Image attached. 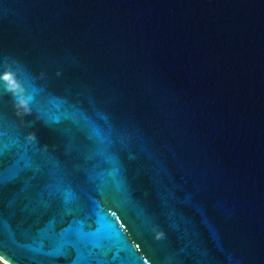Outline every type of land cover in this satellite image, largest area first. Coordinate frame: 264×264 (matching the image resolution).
<instances>
[{"label": "water", "instance_id": "95a60500", "mask_svg": "<svg viewBox=\"0 0 264 264\" xmlns=\"http://www.w3.org/2000/svg\"><path fill=\"white\" fill-rule=\"evenodd\" d=\"M0 55L29 73L37 101L137 130L182 189L175 227L147 176L127 201L95 196L124 224L97 249L110 264H264V0H0ZM24 123L57 148L64 123ZM53 218L6 217L0 262L65 264L23 234Z\"/></svg>", "mask_w": 264, "mask_h": 264}, {"label": "snow or ice", "instance_id": "6c2138e0", "mask_svg": "<svg viewBox=\"0 0 264 264\" xmlns=\"http://www.w3.org/2000/svg\"><path fill=\"white\" fill-rule=\"evenodd\" d=\"M30 79L23 67L0 55V226L7 227L6 217L19 218L21 224L33 220L38 225L42 215L53 212L47 225L23 233L48 250L44 257L63 258L65 264H110L97 249L105 247L101 242L105 239L119 242L124 224L119 218L110 220L95 196L112 194L127 201L141 175L152 181L169 209L172 226L184 219L177 209L185 202L177 195L182 189L163 162L145 147L137 130L100 113L93 116L67 101L46 96L37 101L40 90L31 86ZM32 115L46 125L64 123L55 129L59 134L56 149L38 147L36 134L24 123ZM133 151L137 154L132 155ZM65 217L72 219L57 231L56 224H64ZM92 217L95 226L86 230V221ZM156 238H163V233ZM191 259L192 264H201L195 256Z\"/></svg>", "mask_w": 264, "mask_h": 264}, {"label": "trees", "instance_id": "16d2710c", "mask_svg": "<svg viewBox=\"0 0 264 264\" xmlns=\"http://www.w3.org/2000/svg\"><path fill=\"white\" fill-rule=\"evenodd\" d=\"M0 264H3V263L0 262Z\"/></svg>", "mask_w": 264, "mask_h": 264}]
</instances>
